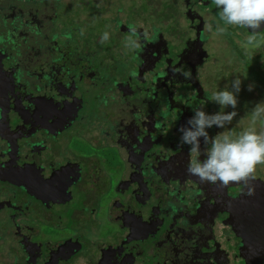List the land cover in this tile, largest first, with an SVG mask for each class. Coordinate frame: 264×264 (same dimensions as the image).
I'll return each mask as SVG.
<instances>
[{"label":"flooded vegetation","instance_id":"obj_1","mask_svg":"<svg viewBox=\"0 0 264 264\" xmlns=\"http://www.w3.org/2000/svg\"><path fill=\"white\" fill-rule=\"evenodd\" d=\"M217 13L213 0H0V264H260L238 219L247 189L189 175L180 139L237 76L232 134L251 125L264 29L245 47L249 30Z\"/></svg>","mask_w":264,"mask_h":264},{"label":"clouds","instance_id":"obj_2","mask_svg":"<svg viewBox=\"0 0 264 264\" xmlns=\"http://www.w3.org/2000/svg\"><path fill=\"white\" fill-rule=\"evenodd\" d=\"M218 9L219 21L226 26H239L249 30L245 47L259 48L257 41L259 32L264 29V0H213ZM206 30L213 31V22L205 25ZM227 30L215 22V31L222 34ZM134 35H139L134 27L130 28ZM109 39V33H103L101 42ZM133 47L142 50L138 41L133 42ZM185 78H190V72H182ZM241 79L237 76L228 86L211 94L210 100L220 106V111L207 114L203 106L197 108L194 115L187 121V127L181 126L179 131L181 143L189 145L192 158L187 166L189 175L196 176L200 182L226 187L230 183L244 185L246 195L253 194L251 181L255 179L257 165H264V130L257 131L255 124L264 120V101L257 103L251 112V125L234 136L229 132H219L210 137L206 129L216 126L224 129L230 125L237 116L235 111L238 104V93L241 91ZM253 85H248V91L253 90ZM233 111H224L225 108ZM201 138L210 148L201 160Z\"/></svg>","mask_w":264,"mask_h":264},{"label":"rangeland","instance_id":"obj_3","mask_svg":"<svg viewBox=\"0 0 264 264\" xmlns=\"http://www.w3.org/2000/svg\"><path fill=\"white\" fill-rule=\"evenodd\" d=\"M260 35H262L261 37H259V40L262 38L264 39V32L261 33ZM226 44V43H225ZM262 44H260L261 46ZM253 49H251L250 51H248L247 53L243 54V55H238L236 53H223L224 56H221V55H217L218 53H216L215 55L216 58L218 59L219 62H217V64L221 65L225 70L228 68V67H238L241 63L245 62L246 60L249 59V55L251 53H253ZM256 55H259L260 56V64L261 65H264V46H262L261 48L258 49ZM258 62V61H257ZM255 62V63H257ZM258 69V68H256ZM262 69V68H261ZM259 70V69H258ZM262 72L264 70H261ZM253 72V75L252 76H256L257 74H255L256 71H252ZM240 74L246 76V72L244 70L240 71ZM259 77H257L256 79L262 81V77L260 75H258ZM251 76L249 75L248 77V80H247V85L245 86V93H247V96L249 98V101L251 102L249 104L252 105V107H254L257 103H260L262 101H264V96L261 95V89H264L263 86H261L260 88H258V86L256 84H254L251 80ZM234 79V78H233ZM255 81H258L256 80ZM253 85V90L252 91H248V85ZM251 121V119H250ZM234 123L238 124V125H242V121H241V118H234ZM232 123L230 125V131L231 133L235 134L237 133V127L236 125ZM262 125H259L260 128L262 130H264V122H260ZM85 124H88L85 123ZM84 124V125H85ZM258 126V123L256 124V128ZM255 176H256V181H254L251 185L254 189V192L261 196V195H264V193L261 191L262 188H264V165H257V168H256V172H255ZM263 176V178H262ZM263 179V180H262ZM2 241L3 243L5 244V246H0V252L2 250H5L7 249L8 247V242H7V239H6V235H3L2 237Z\"/></svg>","mask_w":264,"mask_h":264},{"label":"water","instance_id":"obj_4","mask_svg":"<svg viewBox=\"0 0 264 264\" xmlns=\"http://www.w3.org/2000/svg\"><path fill=\"white\" fill-rule=\"evenodd\" d=\"M249 196L247 207H243L242 212L241 209L238 210V219L242 223L241 228L245 230V238L248 239L245 246L250 253H258L261 264L264 261V195ZM249 264H256V262L250 261Z\"/></svg>","mask_w":264,"mask_h":264},{"label":"trees","instance_id":"obj_5","mask_svg":"<svg viewBox=\"0 0 264 264\" xmlns=\"http://www.w3.org/2000/svg\"><path fill=\"white\" fill-rule=\"evenodd\" d=\"M259 77V76H258ZM255 79H256V77H252L251 78V80H252V82L254 83V84H256L257 86H258V88H260L261 86H263L264 85V79L262 80V81H260V80H258V79H256V80H258V81H255ZM261 91H262V96H264V89H261ZM250 119H251V114H250Z\"/></svg>","mask_w":264,"mask_h":264}]
</instances>
